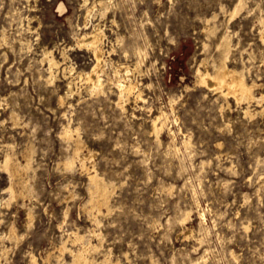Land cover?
<instances>
[{
    "label": "rangeland",
    "instance_id": "1",
    "mask_svg": "<svg viewBox=\"0 0 264 264\" xmlns=\"http://www.w3.org/2000/svg\"><path fill=\"white\" fill-rule=\"evenodd\" d=\"M237 3L0 0V162L9 153L25 166L12 198L0 169V264H73L67 249L84 240L86 256L108 264H264L262 104L196 81L223 59L225 37L227 66L264 93V0ZM94 28L104 59L96 94L79 75L94 57L77 41ZM44 48L66 56L52 84ZM125 80L135 88L121 107ZM76 144L92 152L84 164ZM93 172L109 194L100 211Z\"/></svg>",
    "mask_w": 264,
    "mask_h": 264
},
{
    "label": "bare ground",
    "instance_id": "2",
    "mask_svg": "<svg viewBox=\"0 0 264 264\" xmlns=\"http://www.w3.org/2000/svg\"><path fill=\"white\" fill-rule=\"evenodd\" d=\"M237 4L238 5L240 4V0H239V3H237ZM60 7L63 8L64 6L62 7V5H61ZM236 10H237V6L232 11V15L236 12ZM240 10H241V8H240ZM230 18H231V16H230ZM261 24L263 25V27L260 29L259 34H260V37L262 38V40L264 41V20H261ZM102 35L103 34L100 32V30H97L94 28L89 32H85L77 40L80 45L86 46L91 51V53L94 57V64L91 67V69H89L88 71H84L83 73H81L79 75H82L84 80L89 85L90 91L95 93V94L100 92L102 90V87H103V80L100 77V72L102 71L101 67H102V64L104 61V59H103V47H102V42H101ZM220 44L223 46V54H224L223 59L218 64V66L215 67V69L213 70L212 73L209 72L206 67L203 68L202 71L200 68H199L200 70L197 69V73H196L197 83H199L201 86L213 88L219 94H222L225 97L231 96L236 101H245L247 103L250 101H255L256 104H262L261 110L264 113V93H261L260 95H256L254 93V89L257 86V84L254 81L248 82L246 80V78L244 77V74L242 73V71H236L234 69H230L227 66L226 55L228 54V51H229L228 40L224 37L221 40ZM41 54L42 55H41L40 61L45 62L47 64L48 75L45 77V81L48 84H52L53 82H55L54 80L56 78L55 71L57 68H59L63 64V61L66 59V56L64 54V51H61V54H62V61L61 62L62 63H60V61L55 58L53 50L50 48L42 49ZM64 69L65 68H63V70ZM71 70H72V68L70 69V71ZM125 71L129 72V69L126 68ZM117 86H118V90H119L117 104L122 107L124 105L123 102L133 92V89L135 88V84L130 80H125L122 83L118 82ZM69 88H70V86H69ZM58 98H59V102H62L63 97L60 96ZM135 98H141L140 91H137ZM244 113L245 114H251L250 110L247 107L245 108ZM162 115H163V113H162ZM158 119H159V115L155 116L152 119L153 128H154V131H156V132H158L163 125L161 123L158 126ZM63 134L65 136H69L70 135V129L68 127H66L63 130ZM186 143H187V141H186ZM74 152L77 154V156L79 157L82 164H84V159L86 157H89L90 154L92 153V152L81 153L79 144L75 145ZM72 163H73L72 158L67 159V161L65 162L66 166H71ZM0 169L5 170L9 176V178H10V185H9V189H8L9 190L8 191L9 192V198L15 197L17 195V192L15 191V188H14V179H15V177L20 176L24 172L25 166L22 165L17 159H14L11 154L6 153L3 160L0 162ZM89 180H90V183L92 184V186L90 187V191L92 193L93 192L96 193V196H97L95 198L93 197V199H91L90 201H93V204L97 207V211H100L101 206L106 205V203L108 201V195L109 194L107 192V188L103 185V183L101 182V179L98 177L96 172L89 174ZM17 183H20L21 186L23 187V189L21 190V194H23L24 193V187H26L25 179L19 180V182H17ZM31 212H28V214L30 215ZM200 214H201V217H203V213H200ZM16 234L17 233L15 230V227L11 226L9 229L8 235L11 237V236H15ZM72 234L74 235L75 240H81V238L83 237V234L78 235L76 233V231L75 232L72 231ZM16 238H18L17 235H16ZM84 241L82 243V246L80 245L81 249L78 252H73V250L69 249L67 246H65V244L62 245L61 250L68 248L67 250L72 255L73 264H108L107 259H102L99 262H95L90 257H87L85 253L89 250V248L91 246H90L89 242L85 243Z\"/></svg>",
    "mask_w": 264,
    "mask_h": 264
}]
</instances>
